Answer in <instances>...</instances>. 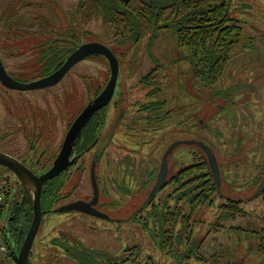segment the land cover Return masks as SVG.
Masks as SVG:
<instances>
[{"label":"flooded vegetation","instance_id":"af4514ba","mask_svg":"<svg viewBox=\"0 0 264 264\" xmlns=\"http://www.w3.org/2000/svg\"><path fill=\"white\" fill-rule=\"evenodd\" d=\"M61 16L63 24L51 26L46 16L38 20L6 19L4 23L0 20L1 34H11L0 37V88L10 96L0 100V151L17 158L36 175L48 173L59 163L64 165L58 175L42 184V218L61 212L66 216L64 222L74 228L72 241L65 234L50 236V244L43 254L36 255L37 259H42L43 264H61L63 260L67 261L63 264H142L140 246L129 245L132 232L124 222L117 227L119 245L109 249L99 236L111 234V229L87 226L83 220L99 218L133 220L139 228L150 231L155 240L160 236L161 246L169 243L173 251L182 247L179 260L211 255L214 261L232 264L227 250L218 243L219 249L214 252H198L201 245L198 237L205 234L199 235L194 230L197 210L207 209L215 202L219 203L221 224L209 233L221 231L227 220H232L226 224L231 230H242L237 221L251 216L252 227L248 228L254 237L251 249L264 253V80L259 81L264 74V39L247 42L239 38L227 53L222 76L213 86L208 82V69L200 78L186 50L177 45L169 32L163 31L152 44L148 38L135 45H120V41L113 42L111 38L106 41L108 44L103 43L118 62L116 84L109 99L106 94L112 68L102 53L90 54V58L102 54L109 69L77 70L73 68L75 63L40 94L29 93L32 89L11 87L26 84L17 76L33 71L39 80L57 78L62 66L81 45L76 24L81 18L70 15L68 19L62 10ZM162 33L172 42L171 50L168 47L167 52H156ZM2 51L9 62L4 61ZM145 56L151 64L141 69L138 58ZM124 63L129 65L128 69ZM121 65L126 72L118 84ZM230 67L234 73L237 70L233 80H223ZM133 77L135 82L128 83ZM95 106L87 121L79 123L69 135L78 116ZM222 126H227L225 132ZM175 133L187 137L179 140L180 144L168 155L165 180L153 192L162 158L171 144L166 147L159 139L150 147L149 158L140 157L147 139L156 134L160 138L162 134ZM186 140L209 147L216 159L217 177L207 151L197 142ZM179 145L184 146L183 150L172 164L170 157ZM199 152L208 159L217 190L212 203L193 208L186 200L178 199L181 183L174 177L181 168L192 165L194 153ZM191 178L189 175L188 179ZM10 190L14 204L24 200L26 207L31 206V220L23 239L8 236L17 253L34 210L19 179L18 186ZM74 203L78 206L63 209ZM227 206L237 212L226 217L223 210ZM153 207L155 212H150ZM74 221L81 222L82 232L88 233L81 234L73 226ZM30 260L34 263L32 250Z\"/></svg>","mask_w":264,"mask_h":264},{"label":"rangeland","instance_id":"374dc122","mask_svg":"<svg viewBox=\"0 0 264 264\" xmlns=\"http://www.w3.org/2000/svg\"><path fill=\"white\" fill-rule=\"evenodd\" d=\"M79 0H0V20H2V23H4V20L6 19H13V20H38L43 19V16H46V22L54 25H62V16H61V10L63 13H65L70 19L71 11L74 10V8L77 6ZM9 4V5H8ZM23 4H28L23 6ZM12 7L13 9L8 13L12 18H6V14L8 11H6L7 7ZM6 11V12H4ZM230 16L237 20L238 23L242 26V32L240 35L241 41H247L249 42H255V41H262L264 39V0H232L231 7H230ZM82 17H77V19H80ZM45 19V18H44ZM65 21V20H64ZM83 20L80 19L77 20L76 24L78 25V36L80 37V44H86L90 42H101L106 43V41L110 39V29L108 28V25L102 20L101 17H96L91 20H89L87 23L82 24ZM82 24V25H81ZM34 25V24H33ZM31 26L32 28H36V26ZM1 26V24H0ZM37 28H39L37 26ZM80 30V31H79ZM87 33V34H85ZM90 33V34H89ZM1 31H0V37H1ZM2 36L8 37L11 36V34H4ZM160 45L158 46V51H169L167 48L171 50L172 42H170L167 34L162 33L160 38ZM252 46V45H250ZM243 48V47H242ZM139 50V49H138ZM139 51H142L140 49ZM3 52V51H2ZM248 52H253V49H248ZM5 51L3 52L4 61L9 62L10 59H6ZM96 55V54H95ZM90 56L84 57L81 60H79L75 65L74 69L77 70H90V69H109V63L107 59H104L102 54H98L97 56H94V58H90ZM85 59V60H84ZM127 61V60H126ZM140 68L146 69L150 66L151 61L149 57H141L138 58ZM124 67L128 69L129 65L127 63H124ZM123 65L120 67L119 71V77L117 83L120 84L121 81L124 78V73L126 72L124 70ZM166 68L171 69V66L166 64ZM236 70V67H233ZM173 69V68H172ZM232 67H230L223 80H233V77L235 76V73ZM244 74V73H241ZM254 75L250 76V79H252ZM19 81H22L23 83H33L39 81V76L33 71L28 74H22L17 76ZM264 80V74L260 77L259 81L262 82ZM135 78H130L128 83H134ZM48 87H41V88H35L29 91L31 94H40L43 91L48 90ZM26 92V91H24ZM23 92V93H24ZM8 93L0 88V100H6L9 99ZM9 95H12L10 92ZM25 96V94L23 95ZM262 98H264V88L262 90ZM22 99V98H21ZM24 100H27L26 98H23ZM264 104V100L262 101ZM222 130L225 132L224 126L221 127ZM2 132H0L1 135ZM182 134V133H181ZM180 133L175 134H166L159 138L156 134L155 136H152V138L147 139L146 146L144 149V153L141 155L140 158H149V155H147L150 151V147L154 143H158V140L161 139L163 144L167 147V145L172 144L175 141L179 140H185L183 138L187 137L181 135ZM155 137V138H154ZM7 140V138H4ZM3 140V139H2ZM1 140V141H2ZM148 140H153V142H150ZM161 142V143H162ZM151 143V145H150ZM180 147L177 148L175 151H173L172 156L170 157V162L173 164L174 160H178L181 151L183 150V145H179ZM161 152H159L160 154ZM183 155V154H182ZM0 168H4L2 165H0ZM10 188L14 189L18 186V179L17 177L12 173V176L9 180ZM219 209V203L215 202L213 205L207 206V209H203L202 207L199 208L195 216V228L194 230L198 232L199 235H204V237H198L201 239V245L199 249V253L202 252H214L215 250L219 249V246L224 247L228 252V258L232 260V264H264V253L258 252L255 250V248H252V245L254 243V240L251 238H254L249 227L250 226L251 216H248L247 219H242L237 221V225L242 226V230H231L229 226H226V224H229L232 222V220L225 221V226H223L221 231H213L209 233V230L214 227H217L219 224H221V219H219L220 212ZM66 219V216L62 214L61 212H54L48 215H45L42 218V222L40 225L39 232L35 238L34 244L32 246V257H34L33 262L36 264H43L44 261L38 260L36 255L41 252L43 254L45 252V248L47 245L50 244L49 239L50 236H59L61 234L69 235L71 241L73 240L72 237L74 228L70 225H68L67 222H64ZM85 222L87 221V226L93 225L95 228H103L104 226H107V228L111 229V234H103L100 235V241L105 244L109 249H116L119 245V241L117 239H120V236H117L118 234V225L124 224V226L128 227V230L132 232L129 233V245L132 246L135 244L140 246L141 249V258H142V264H224L219 263L217 261L213 260V257L211 255H206L203 259H196V258H185L182 260H179L178 253H180L183 248L179 247L178 249H175L173 251V248L169 243H167L165 246H161L162 238L160 239V236L157 237L158 240H155L153 236L151 235L150 231H147L145 229L139 228L136 223L133 220H125V221H110V220H104L99 218H85L83 219ZM5 221V220H4ZM4 221L0 220V230L2 226L4 225ZM122 222H124L122 224ZM75 223V224H74ZM73 226H75L76 229H79V232L81 234L88 233L87 231L82 232L84 225L79 221H74ZM224 225V224H223ZM63 229V230H61ZM213 229V230H214ZM47 234V237L45 236ZM116 237V238H115ZM210 239H212L214 244H211ZM219 244V246L217 245ZM91 244V242H90ZM11 261V260H10ZM67 262L66 260L61 261V264ZM77 264V263H76Z\"/></svg>","mask_w":264,"mask_h":264},{"label":"trees","instance_id":"16d2710c","mask_svg":"<svg viewBox=\"0 0 264 264\" xmlns=\"http://www.w3.org/2000/svg\"><path fill=\"white\" fill-rule=\"evenodd\" d=\"M231 3L232 0H79L71 16H80L86 22L101 17L110 29L111 40L120 41V45H135L145 38L152 44L161 32H169L177 45L186 50L200 78L208 69V82L213 86L222 76L227 53L239 42L242 32V26L230 16ZM5 9L6 18H12L8 14L12 9ZM193 156V164L181 168L174 178L181 183L178 199L186 200L194 208L212 203L217 183L206 155L199 152ZM155 210L153 207L150 212ZM223 211L227 217L237 209L227 206ZM0 220L6 221L0 230L9 246L6 256L17 264L8 236L23 239L31 220V206L26 207L24 200L14 204L7 188L0 203ZM30 264L36 263L30 260Z\"/></svg>","mask_w":264,"mask_h":264},{"label":"water","instance_id":"95a60500","mask_svg":"<svg viewBox=\"0 0 264 264\" xmlns=\"http://www.w3.org/2000/svg\"><path fill=\"white\" fill-rule=\"evenodd\" d=\"M93 53H102L104 54L109 61L111 62V78L108 82V90H107V99L110 98L112 90L114 89V86L116 84L117 74H118V62L115 57V55L112 53V51L103 43L101 42H90L86 44H82L79 47L76 48V50L71 55L70 59L62 66L60 73L58 74L57 78L54 79H43L39 80L37 82L33 83H26V84H12L11 87L19 88L22 90L25 89H35V88H41L49 86L59 80L61 76L75 63H77L82 58L93 54ZM3 69V68H2ZM5 75V74H4ZM7 83V82H6ZM97 107H92L89 110L84 111L82 114L78 116L76 121L71 127V130L69 132V135L71 132L76 128V126L79 123L84 124L87 119L90 117V115L93 113V111ZM69 137V136H68ZM181 141H176L172 143L166 152L164 153V156L162 158L160 171L158 173L157 183L154 186V190H156L165 180L167 171H168V155L173 150L174 147H176L178 144H180ZM185 142L193 143L197 142L194 140H186ZM200 146H202L208 153V156L210 158L211 164L215 171V176H218V169L216 164V159L214 154L211 152L209 147L207 145H204L202 142H197ZM0 165L6 167L9 169L17 178L20 180V182L23 184V186L28 191V194L30 196L34 214L33 219L30 224L29 230L25 236V239L20 247V250L16 253V262L17 264H30L29 262V253L32 248L34 239L38 233V230L41 225L42 221V210H41V189L42 184L45 180L50 179L56 175H58L61 170L64 168V165L62 163H59L58 165H55L54 168L49 171L46 174L43 175H36L34 174L29 168H27L24 164H22L17 158L0 151ZM80 203V202H77ZM77 203L71 204L64 208H75V206H78ZM96 213V212H94Z\"/></svg>","mask_w":264,"mask_h":264},{"label":"built area","instance_id":"2783aa9c","mask_svg":"<svg viewBox=\"0 0 264 264\" xmlns=\"http://www.w3.org/2000/svg\"><path fill=\"white\" fill-rule=\"evenodd\" d=\"M4 167V166H3ZM12 172L6 167L0 168V203L4 200V191L8 188ZM8 248L3 241L0 232V264H12L10 259L7 258Z\"/></svg>","mask_w":264,"mask_h":264}]
</instances>
